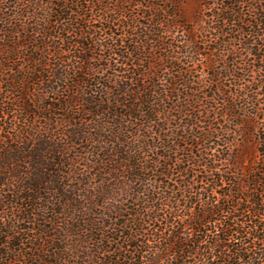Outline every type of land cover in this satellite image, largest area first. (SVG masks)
<instances>
[{"label": "trees", "instance_id": "obj_1", "mask_svg": "<svg viewBox=\"0 0 264 264\" xmlns=\"http://www.w3.org/2000/svg\"><path fill=\"white\" fill-rule=\"evenodd\" d=\"M0 0V264H264V0Z\"/></svg>", "mask_w": 264, "mask_h": 264}, {"label": "rangeland", "instance_id": "obj_2", "mask_svg": "<svg viewBox=\"0 0 264 264\" xmlns=\"http://www.w3.org/2000/svg\"><path fill=\"white\" fill-rule=\"evenodd\" d=\"M198 3L196 1L190 0L182 7V16L187 19L191 20L195 11L197 10Z\"/></svg>", "mask_w": 264, "mask_h": 264}]
</instances>
